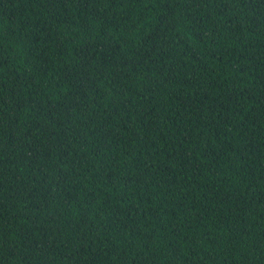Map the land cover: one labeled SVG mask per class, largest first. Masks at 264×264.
I'll list each match as a JSON object with an SVG mask.
<instances>
[{
    "label": "trees",
    "instance_id": "trees-1",
    "mask_svg": "<svg viewBox=\"0 0 264 264\" xmlns=\"http://www.w3.org/2000/svg\"><path fill=\"white\" fill-rule=\"evenodd\" d=\"M0 264H264V0H0Z\"/></svg>",
    "mask_w": 264,
    "mask_h": 264
}]
</instances>
